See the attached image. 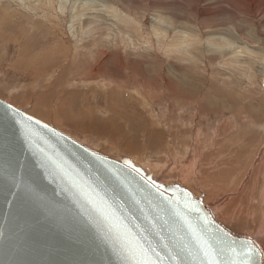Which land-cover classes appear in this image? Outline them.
<instances>
[{
    "label": "rangeland",
    "instance_id": "1",
    "mask_svg": "<svg viewBox=\"0 0 264 264\" xmlns=\"http://www.w3.org/2000/svg\"><path fill=\"white\" fill-rule=\"evenodd\" d=\"M0 98L264 243V0H0Z\"/></svg>",
    "mask_w": 264,
    "mask_h": 264
},
{
    "label": "water",
    "instance_id": "2",
    "mask_svg": "<svg viewBox=\"0 0 264 264\" xmlns=\"http://www.w3.org/2000/svg\"><path fill=\"white\" fill-rule=\"evenodd\" d=\"M227 226L177 181L0 98V264H264V243Z\"/></svg>",
    "mask_w": 264,
    "mask_h": 264
},
{
    "label": "bare ground",
    "instance_id": "3",
    "mask_svg": "<svg viewBox=\"0 0 264 264\" xmlns=\"http://www.w3.org/2000/svg\"><path fill=\"white\" fill-rule=\"evenodd\" d=\"M113 137H114V136H113ZM136 164H137V163H136ZM137 165H139V164H137ZM139 166H140V165H139ZM142 168H143V167H142ZM189 178H190V177H189ZM165 181H166V180H165ZM262 181H263V180H262ZM196 188H197V187H196ZM211 192H212V190H211ZM213 192H214V191H213ZM215 192H216V190H215ZM199 193H200V192H199ZM199 193H198V194H199ZM195 194H197V193H195ZM208 195H209V194H208ZM208 195H207V196H208ZM202 196H203V195L200 194L199 196H196V197H202ZM218 196H219V195H218ZM204 197H205V196H204ZM207 198H208V197H207ZM209 198H210V196H209ZM204 199H206V198H204ZM204 199L202 198V203H203V201H206V200H204ZM218 199H219V198H218ZM251 200H252V199H251ZM261 200H263V199L261 198ZM214 202H215V201H214ZM214 202H213V203H214ZM262 202H263V201H262ZM217 203H218V201H217ZM223 203H224V202H223ZM209 204H210V203H209ZM262 204H263V203H262ZM212 206H216V203H214ZM225 206H226V205H225ZM227 206H228V205H227ZM220 207H221V206H220ZM214 208H215V207H214ZM216 208H217V207H216ZM212 209H213V208H212ZM261 209L263 210V208H261ZM261 209H260V211H261ZM217 210H220V209H217ZM217 212H218V211H217ZM222 212H223V211H222ZM262 212L264 213V211H262ZM262 212H261V213H262ZM214 215H215V214H214ZM221 215H222V214H221ZM221 215H220V216H221ZM223 215H224V214H223ZM223 215H222V216H223ZM220 216H219V217H220ZM215 217H216V216H215ZM225 217H227V216H225ZM225 217H223V218H225ZM232 217H233V216H232ZM228 218H229V217H228ZM230 218H231V217H230ZM261 218H262V217H261ZM216 219H217V218H216ZM259 219H260V218H259ZM226 222H227V221H226ZM235 222H236V221H235ZM237 224H238V223H237ZM240 224H241V223H240ZM252 225H253V224H252ZM259 225H260V224H259ZM229 226H230V225H229ZM258 229H259V228H258ZM258 231H259V230H258ZM263 231H264V228H263L262 232H263ZM247 233H248V232H247ZM247 233H246V234H247ZM250 233H251V232H250ZM256 233H258L257 230H256L255 234H256ZM255 234H254V235H255ZM260 235H261V234H260ZM260 237H261V236H260ZM262 240H264V238H262Z\"/></svg>",
    "mask_w": 264,
    "mask_h": 264
},
{
    "label": "snow or ice",
    "instance_id": "4",
    "mask_svg": "<svg viewBox=\"0 0 264 264\" xmlns=\"http://www.w3.org/2000/svg\"><path fill=\"white\" fill-rule=\"evenodd\" d=\"M157 255H159V254H157ZM177 255H179V254L177 253ZM205 255H207V253H205ZM178 264H179V262H178ZM209 264H211V261H209Z\"/></svg>",
    "mask_w": 264,
    "mask_h": 264
}]
</instances>
